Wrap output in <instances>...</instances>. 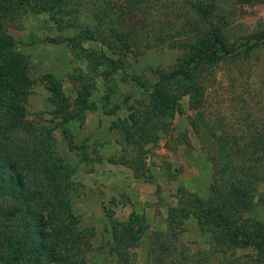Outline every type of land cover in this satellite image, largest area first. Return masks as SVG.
<instances>
[{
    "label": "trees",
    "instance_id": "trees-1",
    "mask_svg": "<svg viewBox=\"0 0 264 264\" xmlns=\"http://www.w3.org/2000/svg\"><path fill=\"white\" fill-rule=\"evenodd\" d=\"M25 14L46 15L63 34L55 41L64 39L77 56L82 50L94 61L105 60L111 75L121 74L145 93L148 105L136 99L120 119L124 135L150 144L168 135L170 119L183 113L185 103L194 112L190 126L215 169L211 195L179 187L166 228L154 233L147 264H264V218L254 215L264 205L263 197L255 202L264 182V118L247 128L226 129L225 114L214 120L206 109V76L223 61L257 59L264 31L231 41L218 0H0V264H135L136 246L149 227L146 215L133 211L127 221L111 226V258L90 262L84 238L95 233L81 227L74 212L71 164L57 150L55 127L29 115L26 107L30 60L8 31ZM155 15L160 25L162 16L171 18L170 40L176 41L172 48L180 51L178 57L149 73L121 72L128 55L152 44ZM77 81L74 102L64 95L62 80L49 82L60 107L55 115L65 108L80 115L92 110L90 86L82 76ZM67 132L63 127L62 134ZM130 158L136 171L146 166L143 154ZM191 218L203 239L196 249L182 239Z\"/></svg>",
    "mask_w": 264,
    "mask_h": 264
},
{
    "label": "rangeland",
    "instance_id": "rangeland-1",
    "mask_svg": "<svg viewBox=\"0 0 264 264\" xmlns=\"http://www.w3.org/2000/svg\"><path fill=\"white\" fill-rule=\"evenodd\" d=\"M218 1L231 41L264 31V2ZM168 13L171 17L170 10ZM169 17L162 16L163 25H160L155 15L157 23L151 26L150 33L152 44L136 46L135 55L127 56L121 72L136 70L145 74L152 67H168L176 60L180 51L172 48L176 41L170 39L175 30ZM16 23L8 27V31L18 41L16 48L30 60L32 83L27 88L28 114L55 127L57 150L71 164L74 212L80 216V226L88 233L92 230L95 233L86 234L84 238L90 262L100 263L102 259L111 258V226L127 221L135 211L146 215L149 225L136 246L135 264H147L154 233L166 228L167 212L176 204L179 187L211 195L215 169L202 150L201 139L190 126L189 116L194 112L185 103L183 113L170 119L168 135L159 141L145 144L136 137L126 136L118 127L122 124L120 119L130 113L136 99L148 105L145 93L124 82L121 74L119 79L111 75L105 60L94 61L82 50L77 56V51L64 39L55 41L63 34L46 15L25 14ZM84 46L89 48L87 44ZM257 53V59L248 63L223 61L206 76V109L214 120L219 118L218 113L225 114L226 129L233 124L247 128L252 120L263 121L264 50ZM96 70L100 75H96ZM81 76L90 86L92 110L80 115L78 110L65 108L60 115H55L54 111L60 107L48 89L49 82L53 78L62 80L64 95L74 102L79 88L77 79ZM62 119H66L64 125L55 124ZM63 127L68 128L67 137L62 134ZM136 153L143 154L146 163L137 171L129 165L130 156ZM258 189L255 202L264 198V182ZM254 215L264 218V205L258 207ZM186 226L182 239L196 249L203 239L195 220L189 219Z\"/></svg>",
    "mask_w": 264,
    "mask_h": 264
}]
</instances>
